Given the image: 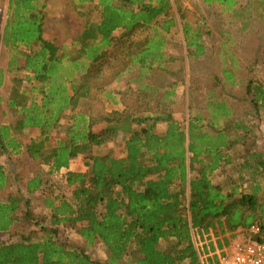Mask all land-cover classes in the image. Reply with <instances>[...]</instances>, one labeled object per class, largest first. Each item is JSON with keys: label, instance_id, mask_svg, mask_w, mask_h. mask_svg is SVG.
Instances as JSON below:
<instances>
[{"label": "trees", "instance_id": "1", "mask_svg": "<svg viewBox=\"0 0 264 264\" xmlns=\"http://www.w3.org/2000/svg\"><path fill=\"white\" fill-rule=\"evenodd\" d=\"M75 1L81 6L96 2L99 20L86 23L71 46H58L44 38L42 1H9L0 41L15 52L8 71L17 68L18 57L23 59L20 70L25 72L28 86L16 89L8 99V109L17 115V121L15 125L0 124V153L19 147L12 132L49 131L66 117L64 136L57 139V149L49 159L58 173L82 155L86 170L61 176L63 187L71 189L69 197L63 193L37 197L47 212L42 217L28 210L33 199L30 194L42 186L39 177L26 181V196L20 191L7 196V202L0 205V231L8 230L13 222L33 229L26 235H14L16 241H0V264H200L199 255L220 247L222 239H233L251 225L261 227L264 239V152L255 149L253 132L264 118V85L252 79L256 61H251L247 70L251 75L244 85L251 106L247 119L238 118L224 97L211 92L204 110H193L185 130L173 117L175 85L156 89L162 109L154 113L123 110L92 118L76 109L88 96L92 67L112 45L114 33L161 24L133 51L129 66H138L140 76L149 74L154 66L163 65L166 72L164 34L176 26V20L170 0ZM203 2L217 4L224 12H233L239 4L238 0ZM248 5L253 18L264 26V0H249ZM182 30L189 55L199 59L204 53L199 29L185 24ZM226 55L232 58L228 52ZM223 80L232 86L242 84L233 62L232 70H223ZM215 81L220 84L221 80ZM140 88L150 87L142 84ZM222 95L229 96V92ZM101 124L104 127L95 131ZM159 125L165 129L157 130ZM120 135H126L124 156L102 155L101 149ZM38 151L33 146L29 153L37 157ZM230 167L238 176L225 190L212 177ZM249 175H253L249 191H243L242 183ZM5 181L0 170V188ZM21 209L19 216H11ZM65 226L76 231L83 247L73 249L62 238ZM96 244L106 250L103 262L86 252Z\"/></svg>", "mask_w": 264, "mask_h": 264}, {"label": "rangeland", "instance_id": "2", "mask_svg": "<svg viewBox=\"0 0 264 264\" xmlns=\"http://www.w3.org/2000/svg\"><path fill=\"white\" fill-rule=\"evenodd\" d=\"M170 1L173 5L172 16L176 20V26L164 34L166 72L162 69L163 65L160 68L154 66L153 70L148 72L149 74L140 76L142 73L138 66L131 68L129 66V57L133 51L149 38L153 28H158L161 24L131 33L116 31L112 45L106 49L104 57L93 65L88 96L80 101L76 111L84 112L92 118L123 110L131 114L154 113L157 109H162L160 93L156 92V89L162 90L175 85L177 94L172 107L173 117L181 123V127L185 130L188 127V119L193 115V110L199 108L204 110L211 92L216 93L215 95L219 98L224 97L238 118L248 111L251 112V106L246 100L244 85L251 74L252 79L264 85V26L253 18L254 12L252 8H249V0H238L239 4L233 12H224L219 5H207L203 0ZM1 3L3 7L0 6V37L8 18L6 2ZM46 5L48 8L46 11L43 10L42 19L43 36L47 40L54 41L58 46H71L86 23L99 20L98 8L94 1L81 6L75 0H46L45 7ZM185 24L191 26L192 29H199L201 33L200 41L203 43L204 53L199 59L191 58L189 55L191 50L187 47L182 30ZM21 51L28 52L25 49ZM226 52L232 58H229ZM143 55L145 54H140L141 57ZM12 56H15V52L5 47L0 41V124L6 125H15L17 121V115L8 109L9 97L16 89L21 91L28 86L24 82L25 72L20 70L24 63L22 58L18 57L17 68L7 70ZM224 58L226 62L228 60L227 65L229 60L238 64V71L235 72L242 84L232 86L223 80L221 71L225 67ZM251 61H256L258 66H255L253 72L249 74L247 70H250ZM215 78L221 80L220 84H216ZM142 84L150 88L141 89ZM224 92H229V96H223ZM231 94H234L236 98L234 96L232 98ZM68 121L65 117L60 123L57 128V139L64 136V128ZM103 127V124L96 126L95 131ZM164 129V125H159L157 130ZM255 130L259 137L257 145L264 146V118L259 121ZM23 131L28 132V129L18 133L21 134L20 132L23 133ZM125 140L126 135H120L115 141L107 143L101 149L102 155L112 152L114 156L123 157ZM78 158V161L72 159L73 169L83 170L84 156L80 155ZM11 166H19L20 175L28 172L24 170L36 168L35 164L30 163L28 159H12L8 166L9 170ZM16 174H18L17 171ZM61 176L57 175V194L63 193L69 197L71 189L63 187ZM237 176V171L230 167L215 172L212 180L228 190L231 181L236 183ZM252 177L253 175H249L244 178L243 191H249L251 185L249 180ZM14 181L11 193L16 192L17 184L22 185L23 178L21 180L16 178ZM263 190L264 188L262 192ZM28 210L37 217H42L47 213L43 209L42 200L37 197L30 201ZM32 229L23 223H17L11 234L0 235V241H16L18 235H26ZM14 235L17 237L14 238ZM60 235L73 249L83 247L85 244L72 227H63ZM166 246V243L161 244L163 249ZM86 252L101 262L107 258L106 250L100 244L88 247Z\"/></svg>", "mask_w": 264, "mask_h": 264}, {"label": "crops", "instance_id": "3", "mask_svg": "<svg viewBox=\"0 0 264 264\" xmlns=\"http://www.w3.org/2000/svg\"><path fill=\"white\" fill-rule=\"evenodd\" d=\"M4 1L6 2L5 8H6V13L8 15V8H9L10 0H0V6L3 7L1 2H4ZM41 1L44 3L43 10L46 11V9L48 8L47 5L45 7L46 0H39V2ZM224 60L225 58L223 59V62ZM224 66H225L224 69L232 70V61L231 62L229 61V64L227 66L225 65V62H224ZM234 71H238V64L236 62H234ZM221 74H223V70L221 71ZM235 75H236V72H235ZM248 112L242 114L241 117H245V119H247L249 117ZM255 131L256 130L254 128L253 132L255 134V137H256L255 141L257 144L259 137H257L258 135L256 134ZM20 133L21 134H19L18 132H12V135H11L12 136L11 138H15L17 140V144H19V147L15 149L16 151L9 150V152L0 153L1 154L0 155V170L4 173L5 178H6L5 186L0 188V205H3L7 202V196L9 194L15 195L18 191H20L21 195L26 196V190H25L24 185L26 184V181L31 180L35 176L39 177L42 180V186L40 187L39 190L32 191L33 193L30 194L31 197H29L28 195L27 196L30 199H32V197L36 198L38 196H41L44 199L46 197H49V195L50 196L52 195L53 197L57 196V174L64 175L67 171L84 172L86 170V169L84 170L85 167H83V170H74L73 169L74 165L72 164L73 161L71 159L69 161L68 168L66 169L63 168L57 173V169L53 165V159H49L52 152H54V150L57 149V126L54 129L45 131V132L41 130H37V129H28V132L23 131V133L22 132ZM33 146H36L39 149L37 157L31 156V154L29 153L30 148ZM263 148L264 146L260 144V145H257L255 149L260 150L261 152H264ZM77 158L78 157H76L73 160H76ZM12 159H19V160L28 159L30 163L35 164L36 168L35 169L30 168V170H24L28 172L20 175L21 170L18 169L19 166H16V167L11 166V169L9 170L8 166H10V160L12 161ZM83 161H84V158H83ZM24 169H26V167ZM16 171L18 174H16ZM16 178L17 180H21L23 178V183L22 185L17 184L16 186L18 189L16 188V192L11 193V186H12V183L15 182L14 179ZM21 211L22 209L20 211L18 210L16 214H12L11 216L12 217H17V215L19 216V212ZM16 224L17 222H13L12 224H9L8 230L0 231V235L11 234Z\"/></svg>", "mask_w": 264, "mask_h": 264}, {"label": "built area", "instance_id": "4", "mask_svg": "<svg viewBox=\"0 0 264 264\" xmlns=\"http://www.w3.org/2000/svg\"><path fill=\"white\" fill-rule=\"evenodd\" d=\"M197 247V246H196ZM200 264H264V239L261 227L251 225L245 232H238L233 239H222L220 247L214 246L199 255Z\"/></svg>", "mask_w": 264, "mask_h": 264}]
</instances>
